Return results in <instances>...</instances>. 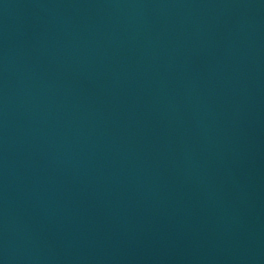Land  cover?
Instances as JSON below:
<instances>
[{
  "label": "water",
  "instance_id": "water-1",
  "mask_svg": "<svg viewBox=\"0 0 264 264\" xmlns=\"http://www.w3.org/2000/svg\"><path fill=\"white\" fill-rule=\"evenodd\" d=\"M0 264H264V0H0Z\"/></svg>",
  "mask_w": 264,
  "mask_h": 264
}]
</instances>
